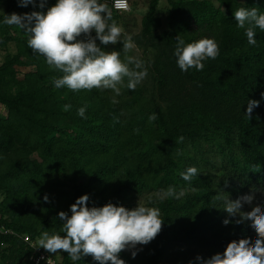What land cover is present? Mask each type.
Listing matches in <instances>:
<instances>
[{"label":"trees","instance_id":"1","mask_svg":"<svg viewBox=\"0 0 264 264\" xmlns=\"http://www.w3.org/2000/svg\"><path fill=\"white\" fill-rule=\"evenodd\" d=\"M4 1L5 14L46 12L56 3L0 5ZM160 3L148 0L141 29L130 32L137 47L129 54L142 59L149 74L118 96L54 87L62 73L32 52L18 26L0 25V49L16 47L0 66L6 109L0 112L1 225L37 240L43 232L63 234L59 212L71 215L70 206L85 193L89 206L111 201L134 208L140 197L174 187L186 195L157 201L162 229L136 258L122 251L126 264H189L197 255L222 253L232 240L255 242L249 223H235L217 196L235 200L254 187L264 190V32L257 29V45H250L234 17L241 7L264 12V0H168L166 28ZM109 8L121 25L123 13ZM178 36L215 38L220 55L203 71L182 72L174 56ZM102 47L121 51L123 59L122 42ZM21 67L32 68L21 76ZM252 99L260 104L249 119ZM82 106L86 118L77 114ZM189 166L201 171L191 183L180 176ZM226 218L233 222L225 225ZM31 255L22 238L0 231V264H34ZM59 264L99 262L91 256L73 262L63 251Z\"/></svg>","mask_w":264,"mask_h":264},{"label":"clouds","instance_id":"2","mask_svg":"<svg viewBox=\"0 0 264 264\" xmlns=\"http://www.w3.org/2000/svg\"><path fill=\"white\" fill-rule=\"evenodd\" d=\"M18 4L35 7L37 0H18ZM45 4L46 0H39L40 8ZM114 6L127 10L126 5L114 3ZM234 17L238 27L245 30L248 43L257 45V29L264 32V12L256 7H241L235 11ZM0 25L18 26L26 33L27 46L32 52L43 56L49 66L62 73L53 81L58 89L66 87L76 92L112 90L118 96L122 87L134 91L149 74L145 62L129 54L137 44L133 36L126 34L124 28L113 20L106 0H56L46 12L4 13ZM176 41L174 56L177 66L185 73L190 69L203 71L205 62L220 55V45L215 38L186 42L178 36ZM118 42L123 45V59L121 51H106L102 47ZM259 104V100H249L246 112L249 119ZM86 110V106H82L77 114L86 118ZM157 118L156 113L149 116L153 121ZM200 172L197 166H189L180 176L191 183ZM257 191L264 190L254 187L251 193L235 200L229 196H217V200L223 201L222 208L229 217L236 218L235 223H249L257 234L255 242L251 239L232 240L222 253L217 252L207 259L197 255L189 264H264V206L255 207L251 212L244 210L245 204L253 203ZM185 195L184 188L177 191L173 187L149 197L147 204L139 201L138 206L128 208L111 201L103 206H89L90 196L85 193L70 206L71 215L66 211L59 212L63 234L43 232L37 247L50 253L63 250L73 262L91 256L99 264H126L120 256L122 251L131 250L135 258L139 250L137 246L151 242L162 229L164 219L155 206L157 201L169 197L180 200ZM44 199L48 200V196L45 195ZM232 222L229 218L223 221L225 225Z\"/></svg>","mask_w":264,"mask_h":264},{"label":"rangeland","instance_id":"3","mask_svg":"<svg viewBox=\"0 0 264 264\" xmlns=\"http://www.w3.org/2000/svg\"><path fill=\"white\" fill-rule=\"evenodd\" d=\"M129 1L131 3V10L128 12H122L124 15V20H123L124 22L121 24V26L124 28L126 34L131 35L130 32H138L141 29L142 18L146 14V12L148 11L149 4H148V0H129ZM168 8H169L168 0H161L159 10H160L161 17L163 18V24H164L165 28H166L167 22H168V18H167ZM6 10H7V6H6V2L4 1V3L0 5V12L5 13ZM15 29L19 33L24 32L20 28H15ZM161 30H163V29H161ZM15 50H16V47H15L14 43L10 44L9 50L0 49V66L4 63L7 52L8 51L14 52ZM141 52L142 51H140V50L137 51L138 54H141ZM31 68L32 67H21L20 68V70H21L20 75L22 76L25 72L29 71ZM0 112L2 114L6 113L5 106L0 105ZM255 195H256V198L251 205H249V204L244 205L245 211L251 212L252 210H254L255 207L264 206V193H261V194L256 193ZM1 198H2V196L0 195V199ZM139 201L141 203L147 204L148 198L147 197H140L137 200L136 206H138ZM149 206H151V205H149ZM39 238L36 240L37 243H38ZM144 247H145V245H138L137 246V248L139 250H138L135 258L138 256V254L140 252H142ZM126 251L130 256H132L131 250H126ZM50 254H51V256H53L54 258H56L60 262L62 260L63 250H59L58 253H50Z\"/></svg>","mask_w":264,"mask_h":264},{"label":"built area","instance_id":"4","mask_svg":"<svg viewBox=\"0 0 264 264\" xmlns=\"http://www.w3.org/2000/svg\"><path fill=\"white\" fill-rule=\"evenodd\" d=\"M114 3H119L120 5H126L127 10H123L122 8L114 6ZM109 6L112 9L117 10L119 12H128L131 10V3L129 0H108ZM1 219V218H0ZM0 231L2 233H9L19 236L26 242L32 249L31 260L34 264H59V261L51 256V254L46 251L43 247H37L38 243L28 234H21L14 230L6 228L5 225H1L0 223Z\"/></svg>","mask_w":264,"mask_h":264}]
</instances>
